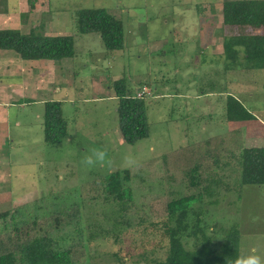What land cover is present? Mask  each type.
I'll return each mask as SVG.
<instances>
[{"label":"rangeland","instance_id":"rangeland-1","mask_svg":"<svg viewBox=\"0 0 264 264\" xmlns=\"http://www.w3.org/2000/svg\"><path fill=\"white\" fill-rule=\"evenodd\" d=\"M224 1L0 0V29L29 34L37 28L46 36H72L77 52L75 58L58 63L39 61L40 65H53L48 70L50 89L44 76L42 86L29 85L26 89L30 92L23 99L26 102L33 97L37 106L10 110V140L6 146L0 143L4 145L0 161L10 163L0 167V213L23 206L34 209L36 203L44 212L39 223L46 227L50 219L57 222L60 213L76 204L81 221L54 234L57 247L66 248L81 239L86 242L90 234L99 238L114 231L105 242H86L84 248H75L73 256L83 264H133L163 241L158 225L167 218V203L195 193L184 176L206 160L198 159L201 152L195 151L193 143L229 135L225 113L229 92L246 100L244 105L258 119L232 129L244 130L241 138L246 147H264V70L226 68L224 38L250 35L253 30L225 26ZM83 9H106L121 20L125 48L109 52L99 34H81L77 12ZM10 21L11 27L6 26ZM31 64L26 62L29 74H37ZM123 78L133 93L144 87L149 90L145 98L150 136L134 146L122 138L119 101L110 89ZM22 82L15 73L10 75V84ZM55 86L61 94L52 96ZM51 98L64 102L63 116L68 122L69 134L57 145L46 142L44 132L45 103ZM241 138L224 139L220 155L227 157L232 143H240ZM101 148L108 150L105 164L84 163L86 154ZM125 156L134 161L131 166L125 165ZM126 170L132 172L126 184L133 190L131 207L118 202L104 205L102 192L96 189L98 182ZM235 170L229 167L216 179L238 185ZM222 192L207 198L205 205L195 206L202 213L206 234L220 245L224 231L235 228L240 235V253L255 249L264 258V186ZM7 222H0V234ZM185 241L188 248L196 245L188 238Z\"/></svg>","mask_w":264,"mask_h":264},{"label":"trees","instance_id":"trees-1","mask_svg":"<svg viewBox=\"0 0 264 264\" xmlns=\"http://www.w3.org/2000/svg\"><path fill=\"white\" fill-rule=\"evenodd\" d=\"M223 24L253 30V34L250 35L224 38L223 54L226 68L264 70V0L224 1ZM77 28L84 35L99 34L109 52L125 48L124 24L106 9L79 10ZM0 50L13 51L25 61L54 63L75 58L77 55L75 39L72 36H46L40 34L37 28L32 29L29 34H23L19 30L0 29ZM111 88L119 101L117 113L124 142L134 146L149 138L147 97L139 98L137 96L139 90L133 93L128 87L127 78L116 80ZM63 103L59 100L45 103L44 132L46 142L50 144L63 143L69 134L68 122L63 116ZM244 103L247 104V101L235 95H227L225 108L227 122L258 121ZM243 133L244 130L238 128L229 135L226 133L193 143L195 151L201 152L197 156L198 159L206 160L203 166L197 164L184 176L190 182L189 189H195V193L179 196L181 198L167 203V218L158 225L163 232V241L155 245L152 251L140 256L141 260L133 264H231L241 255L239 231L235 228L225 230L222 244H216L214 239L206 234L205 227H202V213L196 211L195 206L205 205L207 198L219 196L221 191L231 193L232 189L238 191L243 186H264V147H246L245 140L241 138ZM228 136L230 138H227ZM240 138V143L237 141L239 144L232 143L227 157L220 155L219 149L226 142L224 139L230 141ZM229 167H235L234 174L239 180L238 185L230 183L226 185L223 179H216ZM131 177L132 172L126 170L111 173L100 180L98 187L95 185V188L97 187V192L99 190L102 192L101 202L106 206L118 202L131 207L134 202L133 190L126 185L131 181ZM203 185L207 187L202 189ZM217 202L216 200L211 203ZM33 205L34 209L23 206L15 211L0 213V222L8 221L5 230L0 234V264H83L73 256L75 248H84L86 242L92 244L93 241L104 239L107 241L112 237L110 235L115 233L110 231L99 238L90 234L86 242L81 239L72 246L59 249L54 234L64 231V228L69 226L79 225L80 206L72 205V208L59 214L57 222L50 219L45 227L39 223L44 214L42 208H37L39 204ZM79 234L82 235L81 232ZM185 238L192 240L196 245L188 248ZM163 242H166L165 247ZM163 248L165 250L160 256Z\"/></svg>","mask_w":264,"mask_h":264},{"label":"crops","instance_id":"crops-1","mask_svg":"<svg viewBox=\"0 0 264 264\" xmlns=\"http://www.w3.org/2000/svg\"><path fill=\"white\" fill-rule=\"evenodd\" d=\"M1 20H3V19H1ZM13 23H15V21H13ZM11 25H12L11 21L9 24L6 23V26H8V27H11ZM19 26L20 25H18V28L21 29V27H19ZM207 51L209 53V49ZM26 62H31L33 69L37 70L38 73L37 74L35 73L34 75L29 74L30 69L26 68ZM38 62L39 61H25V60H22L13 51L0 50V143L5 144V146H6V144H8V141L10 140V134H9V130H8V120H9L10 110L13 107L14 108L15 107L21 108V107H24L27 105L37 106V102H34L33 97L31 99H29V101L31 103H29V101H26V102L23 101V99L27 98L26 97L27 93L30 92L26 88L29 85H33L34 87H36L37 85L42 86L41 82L44 81V79H43L44 76L46 79L45 85L47 84L48 89H50V87L52 85L51 78H50L48 72L51 71V68H53V65H49V63H43L42 65H40ZM42 68H44V70H42ZM48 70H50V71H48ZM14 73H15L16 78L20 77L22 79V81H23L22 85L21 84H18V85L10 84V75H12ZM27 75L29 76L28 79L26 78ZM27 83H28V85H26ZM59 89H60V91H63L62 86H59ZM38 90H40V89H38ZM138 90H140V89H138ZM51 91H52V93H54V95L52 94V96H55V95L57 96V95L61 94V92H58V87H56V86H55L54 90H51ZM229 94L233 95L230 92L228 93V95ZM161 96L162 95H158V97H161ZM54 99H56V98H54ZM54 99H52V101ZM227 123H228L229 129H230L229 132H231L233 130H237V129H232V126L245 124V123H230V122H227ZM3 144L0 146V149H2V147L4 146ZM8 154L9 153H7V155ZM8 158H9V156H8ZM1 165L9 167L10 163H8V162L5 163V162L0 161V167H1Z\"/></svg>","mask_w":264,"mask_h":264},{"label":"clouds","instance_id":"clouds-1","mask_svg":"<svg viewBox=\"0 0 264 264\" xmlns=\"http://www.w3.org/2000/svg\"><path fill=\"white\" fill-rule=\"evenodd\" d=\"M107 157L108 150L106 148L92 149L88 154H86L84 163L89 166L96 164L103 165L105 164ZM124 162L126 166H131L134 163L130 156H125ZM231 264H264V258L256 254V250L253 249L249 254H241L237 256Z\"/></svg>","mask_w":264,"mask_h":264},{"label":"built area","instance_id":"built-area-1","mask_svg":"<svg viewBox=\"0 0 264 264\" xmlns=\"http://www.w3.org/2000/svg\"><path fill=\"white\" fill-rule=\"evenodd\" d=\"M147 94H149V90H148V88H143V90H139L138 91V93H137V96L139 97V98H145V96L147 95Z\"/></svg>","mask_w":264,"mask_h":264}]
</instances>
